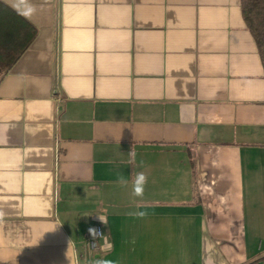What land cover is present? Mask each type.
Wrapping results in <instances>:
<instances>
[{
	"label": "crops",
	"instance_id": "0c3cea01",
	"mask_svg": "<svg viewBox=\"0 0 264 264\" xmlns=\"http://www.w3.org/2000/svg\"><path fill=\"white\" fill-rule=\"evenodd\" d=\"M1 1L37 34L0 83V264H264L241 0Z\"/></svg>",
	"mask_w": 264,
	"mask_h": 264
},
{
	"label": "trees",
	"instance_id": "16d2710c",
	"mask_svg": "<svg viewBox=\"0 0 264 264\" xmlns=\"http://www.w3.org/2000/svg\"><path fill=\"white\" fill-rule=\"evenodd\" d=\"M241 9L264 66V0H241ZM36 34L35 27L0 0V83L29 48ZM262 259L246 264H258Z\"/></svg>",
	"mask_w": 264,
	"mask_h": 264
},
{
	"label": "clouds",
	"instance_id": "9594fccd",
	"mask_svg": "<svg viewBox=\"0 0 264 264\" xmlns=\"http://www.w3.org/2000/svg\"><path fill=\"white\" fill-rule=\"evenodd\" d=\"M119 183L127 184L128 180L125 177L121 176L119 179ZM146 184H147V176L143 172H136L134 174V179L132 181V194L136 197H142L144 194V189H145ZM129 215H135L138 217H143L145 215V213L142 211H137L134 213H129ZM100 219H101V221H103L102 218H100ZM89 231L93 235H95L94 230L90 229Z\"/></svg>",
	"mask_w": 264,
	"mask_h": 264
},
{
	"label": "built area",
	"instance_id": "2783aa9c",
	"mask_svg": "<svg viewBox=\"0 0 264 264\" xmlns=\"http://www.w3.org/2000/svg\"><path fill=\"white\" fill-rule=\"evenodd\" d=\"M103 237L102 227H97L95 230V235L93 237L89 236L90 240H92L93 247L95 249L99 248L98 240Z\"/></svg>",
	"mask_w": 264,
	"mask_h": 264
}]
</instances>
